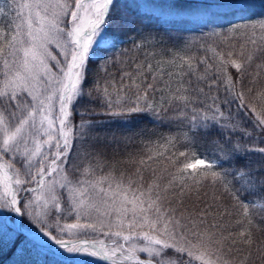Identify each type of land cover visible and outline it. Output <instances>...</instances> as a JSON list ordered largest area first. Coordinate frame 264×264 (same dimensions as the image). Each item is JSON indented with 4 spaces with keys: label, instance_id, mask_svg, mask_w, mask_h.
<instances>
[{
    "label": "snow or ice",
    "instance_id": "6c2138e0",
    "mask_svg": "<svg viewBox=\"0 0 264 264\" xmlns=\"http://www.w3.org/2000/svg\"><path fill=\"white\" fill-rule=\"evenodd\" d=\"M116 3L0 0V242L14 264H264V0H126L154 25L101 59Z\"/></svg>",
    "mask_w": 264,
    "mask_h": 264
},
{
    "label": "trees",
    "instance_id": "16d2710c",
    "mask_svg": "<svg viewBox=\"0 0 264 264\" xmlns=\"http://www.w3.org/2000/svg\"><path fill=\"white\" fill-rule=\"evenodd\" d=\"M136 2L139 5V11L141 13H147L151 16L154 12L159 13L162 11L159 8H155L154 5H162L166 0H136ZM182 3L185 6H192L194 0H182ZM113 12L112 23L109 25L108 32L109 35L118 37L119 42L114 49L107 52L102 49L97 50V55L101 57V59H106L109 55H116L122 49L130 47L128 37L132 35L133 29L141 22V20H144L149 26L154 25V21L151 19L137 15L136 12L128 6L126 0H117ZM193 31L196 30L194 29ZM100 63L101 60H95L90 63V67H95ZM24 259L27 260L29 258L25 257ZM18 261L19 257L15 255V247L8 242L7 244H2L0 242V264H14V262Z\"/></svg>",
    "mask_w": 264,
    "mask_h": 264
},
{
    "label": "rangeland",
    "instance_id": "374dc122",
    "mask_svg": "<svg viewBox=\"0 0 264 264\" xmlns=\"http://www.w3.org/2000/svg\"><path fill=\"white\" fill-rule=\"evenodd\" d=\"M2 244H7V241H3V242H1Z\"/></svg>",
    "mask_w": 264,
    "mask_h": 264
}]
</instances>
